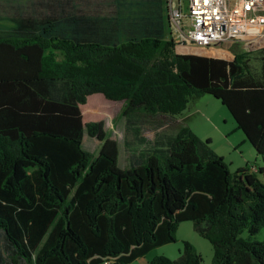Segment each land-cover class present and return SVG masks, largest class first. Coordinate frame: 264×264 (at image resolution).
Returning <instances> with one entry per match:
<instances>
[{
  "label": "trees",
  "instance_id": "16d2710c",
  "mask_svg": "<svg viewBox=\"0 0 264 264\" xmlns=\"http://www.w3.org/2000/svg\"><path fill=\"white\" fill-rule=\"evenodd\" d=\"M18 31L0 38V231L12 264H131L176 242L183 222L210 243L211 264H264V48L255 75L252 53L179 54L128 22L28 20ZM203 95L227 109L258 164L230 172L182 126L166 151L119 168L104 118L175 117ZM84 132L101 143L96 156ZM148 264L202 258L183 242L177 260Z\"/></svg>",
  "mask_w": 264,
  "mask_h": 264
},
{
  "label": "rangeland",
  "instance_id": "374dc122",
  "mask_svg": "<svg viewBox=\"0 0 264 264\" xmlns=\"http://www.w3.org/2000/svg\"><path fill=\"white\" fill-rule=\"evenodd\" d=\"M113 0H0V38L1 36L17 35L19 24L32 20L39 22L51 19L56 22H64L66 19L75 17H86L99 21L110 22L115 19L117 12ZM165 2V0H164ZM123 35L117 36L121 42ZM176 41L175 38H173ZM264 44V37L256 41L237 42L228 49L229 57L231 53H246L254 50L256 46ZM228 44L216 47H199L185 44L178 48V52L189 53L199 56L222 55L223 49ZM251 66L253 74H259L260 62L257 54H251ZM142 113V112H140ZM147 115V114H144ZM142 119L149 117L154 122L163 124L160 130H170V137L175 136L182 126L189 127L201 140H210L211 149L228 165L230 172H234L238 166H244L247 162L254 164L253 148L245 140L241 131L236 129L235 123L227 109L210 95H203L194 98L181 115L171 116H141ZM133 118V117H131ZM121 115L115 120L104 118V131L107 138L119 143L120 163L123 166L122 138L124 136V122ZM101 143L94 138H90L84 132L82 148L96 156ZM246 236V234H244ZM263 232L254 237L262 240ZM183 242L190 243L202 258V264H211L213 250L210 243L200 237L193 229L191 222H183L178 226L176 242L164 245L150 251L144 258L137 259L131 264H148L150 260L157 256H164L170 260H177L183 250ZM0 249L4 256L5 264H12L9 261L12 250L4 239V234L0 231Z\"/></svg>",
  "mask_w": 264,
  "mask_h": 264
},
{
  "label": "built area",
  "instance_id": "2783aa9c",
  "mask_svg": "<svg viewBox=\"0 0 264 264\" xmlns=\"http://www.w3.org/2000/svg\"><path fill=\"white\" fill-rule=\"evenodd\" d=\"M164 4L170 36L178 45L216 47L264 37V0H165Z\"/></svg>",
  "mask_w": 264,
  "mask_h": 264
},
{
  "label": "crops",
  "instance_id": "0c3cea01",
  "mask_svg": "<svg viewBox=\"0 0 264 264\" xmlns=\"http://www.w3.org/2000/svg\"><path fill=\"white\" fill-rule=\"evenodd\" d=\"M114 6L117 9L115 21L125 22L130 24H136L140 27L141 33L153 34L162 36L164 39H172L170 36V30L167 22V15L164 0H113ZM69 19V18H68ZM6 37V36H1ZM258 45L252 50L246 53L258 52V50L264 48L263 45ZM234 44H228L227 47L223 49L222 55H207L205 57L218 58L223 60L231 61L235 54L231 53L229 57L228 49ZM183 45H176V51L179 54H189L184 52H178V48H182ZM146 113H133L127 116L121 115L125 120L124 124V136L122 138V148H123V166L120 163V146L117 144L118 150V166L121 169L131 168L135 166H140L144 164L146 159L160 151H166L170 140V130H160V122H154L150 120L149 117L143 118L141 116ZM152 116H162V115H152ZM119 117V116H118ZM116 117L115 120L118 118ZM133 117V118H131ZM251 146V145H250ZM254 150V149H253ZM255 164H258V157L255 151H253ZM252 164L247 162L245 165ZM244 165V166H245ZM243 166H238L237 168H242ZM236 168V169H237Z\"/></svg>",
  "mask_w": 264,
  "mask_h": 264
}]
</instances>
